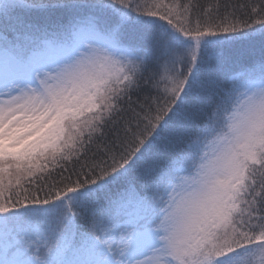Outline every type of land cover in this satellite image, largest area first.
<instances>
[{"label":"snow or ice","instance_id":"snow-or-ice-1","mask_svg":"<svg viewBox=\"0 0 264 264\" xmlns=\"http://www.w3.org/2000/svg\"><path fill=\"white\" fill-rule=\"evenodd\" d=\"M202 8L0 0V264H264V0Z\"/></svg>","mask_w":264,"mask_h":264},{"label":"trees","instance_id":"trees-1","mask_svg":"<svg viewBox=\"0 0 264 264\" xmlns=\"http://www.w3.org/2000/svg\"><path fill=\"white\" fill-rule=\"evenodd\" d=\"M165 2L171 3V2H173V0H165ZM180 2H183V3L198 2L201 5H203V8L201 9V11L203 13H207L208 15H211V16L216 15L215 10L211 8V4L214 2V0H180ZM233 2H234V0H233ZM61 163H63V161H57L55 163H49L47 165V171H51L54 174L52 177L53 179L56 178L55 173H56V171H57V169ZM64 167H65V169H68V168H71L72 165H71V163H68V164H64ZM63 174L67 175L68 173H67V171H65ZM36 182L39 183L38 180ZM25 187H27V184H25Z\"/></svg>","mask_w":264,"mask_h":264}]
</instances>
